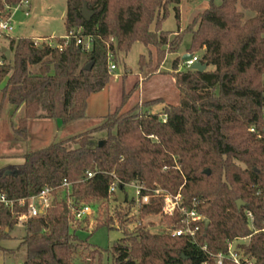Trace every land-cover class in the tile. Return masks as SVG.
I'll return each mask as SVG.
<instances>
[{
  "label": "trees",
  "instance_id": "1",
  "mask_svg": "<svg viewBox=\"0 0 264 264\" xmlns=\"http://www.w3.org/2000/svg\"><path fill=\"white\" fill-rule=\"evenodd\" d=\"M21 2L0 0V19ZM181 2L67 0V35L74 31L82 39L91 38L89 51L78 44L77 34L38 46L33 37L5 39L11 58L0 50V117L13 118L23 111L12 123L22 141L29 139L31 121L69 125L86 119L90 97L112 80L111 51L117 65L122 53L141 43L156 49L160 66L166 55L178 53L184 35L190 34L188 54L203 52L199 62L208 66L205 72L181 71L182 61L176 58L172 69L178 105L149 112L164 103L155 99L122 112L131 95L124 91L121 105L99 125L24 153L22 164L0 170V194L13 201L54 189L55 203L47 212L23 223L25 235L18 249H25V264H75L79 248L87 250L90 259L99 254L100 249L78 237L77 232L87 227L72 211L95 206L93 202L115 201L116 193L109 192L115 177L121 191L135 183L148 191L181 194L184 206L204 219L193 224L199 226L196 245L188 236L173 235V229L183 227L184 217L179 212L163 214L162 197L135 209V198L125 194L127 209L115 212L121 228L133 217L160 215L166 228L153 233L139 222L134 232L123 230L124 237L110 249L112 264H216L202 247L217 254L227 251L229 241L244 238L245 255L254 258V264H264V0H209L206 10L172 39L178 31H164L162 26L170 6L180 21ZM85 5L93 13L89 21L83 16ZM246 11L254 16L246 18ZM145 65L142 55L140 71ZM64 180L73 185L72 204L57 190ZM28 211V205L16 204L11 211L0 203V244L11 239L18 217ZM247 212L253 214V227ZM113 223V217L107 218L93 232L114 229Z\"/></svg>",
  "mask_w": 264,
  "mask_h": 264
},
{
  "label": "rangeland",
  "instance_id": "2",
  "mask_svg": "<svg viewBox=\"0 0 264 264\" xmlns=\"http://www.w3.org/2000/svg\"><path fill=\"white\" fill-rule=\"evenodd\" d=\"M220 1L216 0L217 3H220ZM28 2L30 5L22 7L12 18L14 27L12 37H35L44 42L52 38H64L67 35L65 27L67 0H28ZM208 5L209 0H182L179 6L180 21L176 18L173 6H170V15L163 23L162 29L164 31H178L171 36L174 39L177 34L185 32L194 19L206 10ZM26 11L29 12V16H25ZM244 13L246 18L254 16V13L249 11ZM190 42L191 35L185 34L178 53L166 55L160 66L157 64L155 48L148 49L141 43H135L128 54L122 53L120 55L117 69L112 72V80L106 89L91 96L87 117L84 120L69 125L53 121L51 127L46 128H40L36 121H33L29 139L22 141L17 139L13 133L12 123H17L23 115V111L13 118L8 114H4L0 117V157H4L9 153L11 155L14 152L29 153L44 148L55 141H62L94 128L100 124L106 115L114 112L121 105L124 91L131 93V95L122 112L131 110L145 101L155 99H162L164 103L152 107L149 112L157 113L166 105H178L180 93L175 84V72L172 69V64L178 58L182 61L179 70H185L183 57L188 54ZM4 44L7 45L6 42ZM202 54L203 52H197L195 56L201 58ZM142 55L145 56L146 65L144 70L140 71L139 60ZM103 134L105 133L101 135ZM101 135H98V138ZM125 194L130 200L136 198V188L126 186L125 191L118 189L115 201L91 203L95 204V206L90 205L93 214L82 221L87 230H79L77 235L81 240L87 239L92 248H98L101 252L90 259L87 257L88 251L79 248L75 255V264H112L110 249L124 237L123 230L132 233L139 222L153 233L166 228V222L162 215L148 216L142 220L133 217L132 222H128L124 229L121 228L116 220L115 212L116 210L124 211L127 209L129 204L125 202ZM135 209L130 214L131 216L136 214ZM110 217L115 219V223L112 224L115 227L114 229L102 227L93 232L98 224H103ZM24 235L25 226L22 222H19L11 232V239L0 244L3 249H0V264H25V249H18Z\"/></svg>",
  "mask_w": 264,
  "mask_h": 264
},
{
  "label": "built area",
  "instance_id": "3",
  "mask_svg": "<svg viewBox=\"0 0 264 264\" xmlns=\"http://www.w3.org/2000/svg\"><path fill=\"white\" fill-rule=\"evenodd\" d=\"M29 3L27 0H22V2L12 8L11 15L5 18L0 19V40H5L6 38L12 37V32L14 30L12 24V18L15 13H17L22 7L28 6ZM25 16H29V12H25ZM77 34V35H76ZM70 35H76V39L78 44L83 46V49L89 51L92 48V39H82L79 37V33L72 31L69 35L64 38L69 39ZM113 41V39H112ZM41 41L38 39L35 40V45H40ZM67 44V42L65 43ZM53 45V43H52ZM62 48V46H60ZM3 52V51H2ZM109 61H110V72L112 73L117 69V65L113 62V52H109ZM199 62V58L197 56H192L190 59H187L183 62L185 70H193V66ZM0 64H3V60L0 59ZM253 132L254 129L251 128ZM93 177L92 173H88V178ZM116 181L111 185L109 192L116 193L119 189L120 181L115 177ZM127 186H134L136 188V198H135V208H138L144 204H150L154 201L156 197H162L163 199V214L172 216L175 213L179 212L183 215V227L180 229H173L174 236H188L192 243L198 245L197 234L199 232V226L194 223H198L203 220L204 217L200 215L195 209L188 210L186 206L183 204V199L181 194L173 195L162 189H155L152 191H148L143 185L131 183ZM61 190L63 196L67 199L69 204H72L73 201V185L72 183L64 180L62 185L57 189ZM53 188H45L41 193L31 196L29 198H23L17 201H13L9 199L5 194H0V203L3 204L6 208L13 211L15 205L18 204L20 207L29 206L28 213H24L18 217V223H24L29 217H38L47 212V210L55 203V198L53 197ZM143 192H147L143 195ZM73 216L76 220H84L90 217L93 214L92 207L90 205H82L78 208H73L72 211ZM247 217L249 220V224L253 227L254 217L253 214L247 212ZM248 238L244 239H235L233 241L228 242V249L226 252H220L217 254H213L208 251L207 247H202V250L209 256L211 260H213L216 264H223L225 261H231L234 264H254L255 259L250 256L245 255L243 252L241 245L246 244ZM203 264H208L204 262Z\"/></svg>",
  "mask_w": 264,
  "mask_h": 264
},
{
  "label": "crops",
  "instance_id": "4",
  "mask_svg": "<svg viewBox=\"0 0 264 264\" xmlns=\"http://www.w3.org/2000/svg\"><path fill=\"white\" fill-rule=\"evenodd\" d=\"M28 1V0H27ZM29 3V2H28ZM29 5H30V3H29ZM33 38H35V37H33ZM36 39V38H35ZM6 41L5 40H0V50H2L3 48H7V45L6 44H4ZM8 49V48H7ZM185 55H187V54H185ZM184 55V56H185ZM106 89V88H105ZM91 98V97H90ZM90 100V99H89ZM88 107H89V104H88ZM158 107V106H157ZM156 107V108H157ZM155 108V109H156ZM158 110H160V109H158ZM87 112H88V109H87ZM159 112V111H158ZM36 121V124L37 125H39V127L41 128V127H44V128H46V127H51V125H52V123H53V121L54 120H50V119H41V120H35ZM32 122L33 121H31L30 122V124H29V129L31 128V125H32ZM36 125V126H37ZM30 131V130H29ZM10 154V153H9ZM6 155V156H4V157H0V170L1 169H3V168H5V167H8V166H11V165H20V164H22L23 162H24V159L21 157L22 156V154H24V153H22V152H14V153H12L11 155Z\"/></svg>",
  "mask_w": 264,
  "mask_h": 264
},
{
  "label": "water",
  "instance_id": "5",
  "mask_svg": "<svg viewBox=\"0 0 264 264\" xmlns=\"http://www.w3.org/2000/svg\"><path fill=\"white\" fill-rule=\"evenodd\" d=\"M83 16L84 18L89 21L91 19V17L93 16V13L92 12H89L88 9H87V5L84 6L83 8ZM5 57L9 60L11 58V51L7 48H3L2 49ZM192 57V55L190 54H187L183 57V60H187V59H190ZM92 68V64H89V66L86 68V70H91ZM208 66L207 64H203L201 62H197L194 66H193V70L194 71H198V72H205L207 70ZM104 144V141H101L99 143V146L101 147L102 145ZM207 174H209V171H206ZM243 204V202L241 200L238 201V206L241 207ZM206 224L208 225L209 222L206 221Z\"/></svg>",
  "mask_w": 264,
  "mask_h": 264
}]
</instances>
